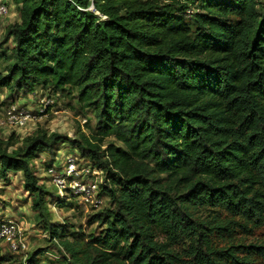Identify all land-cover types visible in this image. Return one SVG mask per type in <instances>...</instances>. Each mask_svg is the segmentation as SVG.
Wrapping results in <instances>:
<instances>
[{
	"label": "trees",
	"instance_id": "1",
	"mask_svg": "<svg viewBox=\"0 0 264 264\" xmlns=\"http://www.w3.org/2000/svg\"><path fill=\"white\" fill-rule=\"evenodd\" d=\"M12 1L0 88L74 91L99 126L80 152L116 199L104 236L63 243L73 264H221L195 208L264 227V0ZM110 138L120 147L103 148ZM66 141L0 144V179L22 174L36 212L45 194L30 161Z\"/></svg>",
	"mask_w": 264,
	"mask_h": 264
},
{
	"label": "rangeland",
	"instance_id": "2",
	"mask_svg": "<svg viewBox=\"0 0 264 264\" xmlns=\"http://www.w3.org/2000/svg\"><path fill=\"white\" fill-rule=\"evenodd\" d=\"M232 1L217 0L220 3ZM199 2L201 5L202 1ZM18 8L12 0H0L2 78L7 76L13 64V42L12 39L7 40L6 32L8 26L19 22ZM77 100V94L68 88L55 91L38 87L32 96L11 94L0 88V122L6 121L7 112L11 110L31 111L33 115L32 122L24 129L0 127V144L8 153L23 148L25 139L42 133L67 140L66 143H58L51 152H42L30 161L45 194L41 211H34L36 200L24 190L22 174H8V181L0 179V226L11 223L14 228L10 241L0 240V264H73L63 243L80 236L85 243L104 236L109 230L108 224L118 214L116 199L106 192L110 187L103 166H94L80 152L81 137H91L99 126L93 110L82 111ZM10 143L15 144L9 147ZM103 145V148L109 145L120 147L111 138L106 139ZM68 158L74 160L73 171L65 167ZM52 167H55L56 176L62 175L63 188L57 187L49 175L48 170ZM74 183L83 185L85 192L72 189ZM191 213L209 229V246L216 256H220L221 264H264L252 250V246L264 247V227L228 215L223 210L195 208ZM55 232L57 236L53 235ZM188 247L189 243H186L184 252L182 247L175 248V251L187 257ZM183 262L194 264L187 258Z\"/></svg>",
	"mask_w": 264,
	"mask_h": 264
},
{
	"label": "built area",
	"instance_id": "3",
	"mask_svg": "<svg viewBox=\"0 0 264 264\" xmlns=\"http://www.w3.org/2000/svg\"><path fill=\"white\" fill-rule=\"evenodd\" d=\"M32 120H33V115L31 111L16 112L15 110H11L7 112L6 121L0 122V127L9 126L14 129H24L29 123L32 122ZM73 166H74V160L68 158L65 167H68L69 171H73ZM48 173L53 178V181L56 184V186L63 188L64 180L60 178L62 175H59L60 177L56 176L55 167L50 168L48 170ZM71 187L76 192H81V193L85 192V187L83 185L74 183L73 186ZM10 225L11 223H7L6 225L0 226V240L4 239L6 241H10L12 231H14V228Z\"/></svg>",
	"mask_w": 264,
	"mask_h": 264
}]
</instances>
